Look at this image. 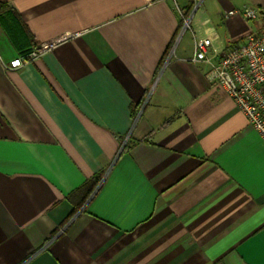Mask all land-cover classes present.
Listing matches in <instances>:
<instances>
[{"label": "crops", "instance_id": "0c3cea01", "mask_svg": "<svg viewBox=\"0 0 264 264\" xmlns=\"http://www.w3.org/2000/svg\"><path fill=\"white\" fill-rule=\"evenodd\" d=\"M0 3V264H264V143L192 60L264 0Z\"/></svg>", "mask_w": 264, "mask_h": 264}, {"label": "built area", "instance_id": "2783aa9c", "mask_svg": "<svg viewBox=\"0 0 264 264\" xmlns=\"http://www.w3.org/2000/svg\"><path fill=\"white\" fill-rule=\"evenodd\" d=\"M226 17H240L246 22L259 18L251 6L228 11ZM61 40L41 44L33 51L8 64L16 69L53 50ZM193 61L210 66L207 79L225 91L235 107L264 143V31H250L244 43L228 48L215 45L209 37L194 42Z\"/></svg>", "mask_w": 264, "mask_h": 264}, {"label": "trees", "instance_id": "16d2710c", "mask_svg": "<svg viewBox=\"0 0 264 264\" xmlns=\"http://www.w3.org/2000/svg\"><path fill=\"white\" fill-rule=\"evenodd\" d=\"M193 5H194L193 1L190 2L189 10L193 7ZM6 7L7 6L5 4L0 3V13L3 12L6 9ZM259 14L261 15V13H259ZM101 179H102V175H99V176L94 178V181L91 184L86 185L85 196H84L81 204L85 203V201L91 196V194L94 192L96 187L99 185Z\"/></svg>", "mask_w": 264, "mask_h": 264}]
</instances>
